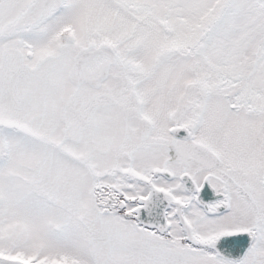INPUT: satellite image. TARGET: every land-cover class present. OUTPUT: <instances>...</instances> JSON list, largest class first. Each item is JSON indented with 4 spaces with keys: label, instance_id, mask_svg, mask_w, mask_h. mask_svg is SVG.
<instances>
[{
    "label": "snow or ice",
    "instance_id": "6c2138e0",
    "mask_svg": "<svg viewBox=\"0 0 264 264\" xmlns=\"http://www.w3.org/2000/svg\"><path fill=\"white\" fill-rule=\"evenodd\" d=\"M0 264H264V0H0Z\"/></svg>",
    "mask_w": 264,
    "mask_h": 264
}]
</instances>
